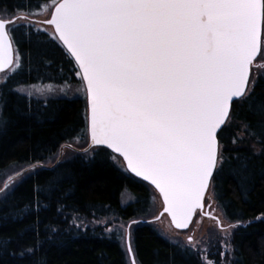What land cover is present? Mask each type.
<instances>
[{"label":"snow or ice","instance_id":"obj_1","mask_svg":"<svg viewBox=\"0 0 264 264\" xmlns=\"http://www.w3.org/2000/svg\"><path fill=\"white\" fill-rule=\"evenodd\" d=\"M50 9V18L42 22L53 29L48 39L57 41L74 60L86 98L90 147L81 150L92 159L103 153L131 174L128 179L139 178L154 186L163 201V211L152 220H121L105 231L121 241L131 264H137L133 225L154 224L166 213L175 229L185 230L199 211L216 220L220 235L210 232L206 242L188 235L186 244L169 243L177 244L182 254L197 255L200 264H230L231 241L244 222L233 223L228 217L221 202L222 184L229 176L238 179L246 195L250 162L264 157V149L251 155L240 150L244 135L264 144V103L253 95L258 81L252 78L254 62L264 60V0H51ZM17 10L19 15L0 13V74H4L0 127L8 123L3 117L8 103L5 90L18 102L23 100L29 114L32 98L43 99L47 106L48 93L53 92L48 86L9 83L25 69L15 33L22 30L27 37L35 32L39 41L44 31L31 21L18 23L29 16L19 5ZM32 59L30 52L28 71ZM40 59L49 70L53 61L47 56ZM60 72L59 79L71 83L63 77V68ZM239 112L246 113L244 132L231 136L230 146L225 136L240 118ZM248 115L260 118L254 125ZM42 166L29 162L8 177L0 187L3 198L7 200L24 174H35ZM58 183L54 174L45 186L34 187L37 212L48 207L41 204L39 194L51 197ZM206 199L217 204L224 220L205 210L211 209ZM32 207L25 205L14 218L22 219ZM63 210L60 204L57 213L62 215ZM77 219L73 217V225L79 228L83 221ZM257 219L264 220V214ZM38 225L37 220V236ZM48 230L57 232L55 225ZM217 241L218 262L210 259ZM11 242V237L0 240V255ZM38 250L33 246L22 248L18 257L15 251L10 254L22 260Z\"/></svg>","mask_w":264,"mask_h":264},{"label":"trees","instance_id":"obj_2","mask_svg":"<svg viewBox=\"0 0 264 264\" xmlns=\"http://www.w3.org/2000/svg\"><path fill=\"white\" fill-rule=\"evenodd\" d=\"M50 4L51 0H0V13L19 15V5L29 18L18 23L31 21L44 29L39 41L35 32L27 37L22 30L15 33L14 39L23 54L25 69L9 83L21 81L38 87L81 83L75 74L78 69H75L74 61L57 41L48 39L52 29L40 19L50 13ZM30 52L33 59L31 71H28ZM41 56L53 61L49 70H46ZM254 64L252 78L258 82L253 95L264 103V68L256 72ZM61 68L63 77L71 83L59 79ZM51 76L57 78H47ZM5 94L8 103L3 117L8 123L0 127V173L10 167L22 170L28 167L29 162L43 166L35 174H24L7 200L0 193V240L12 238L7 251L0 255V264H128L121 241L106 232L101 221L113 215L124 222L143 217L149 212L148 188L151 187L136 178L135 181L128 179L130 174L114 165L103 153L95 159L77 153L70 160L47 164L64 145L86 147L87 108L82 98L49 97L47 106L43 99L32 98L29 114L23 100L18 102L17 96L7 93V90ZM238 115L240 118L228 129L230 135L225 136L230 146L231 136L244 132L242 118L246 113L239 112ZM259 118L248 115L254 125ZM243 139L245 143L240 145L242 154L251 155L256 149H264V144L255 138L244 135ZM105 152L110 151L105 149ZM54 174L59 176L58 186L51 197L43 192L39 194L41 204L48 207H41L37 212L34 187L37 184L45 186ZM238 185L239 180L231 176L222 184L221 202L226 206L228 217L233 223L237 219L244 222L234 232L231 241L233 252L228 259L230 264H264V220L257 219L264 214V157H254L250 162L246 195ZM123 195L131 196V202L122 204ZM29 204L33 207L28 214L22 219L14 218ZM60 204L64 206L62 215L57 213ZM73 217H78L77 223L83 221L79 228L73 225ZM37 220L39 236L36 234ZM49 225H55L57 232H50ZM33 246H39L35 256H25L22 260L17 258L22 248ZM133 247L137 264H200L197 255L182 254L177 244L169 243L148 223L133 227ZM13 251L17 257L10 254ZM219 260L218 253L215 261Z\"/></svg>","mask_w":264,"mask_h":264},{"label":"rangeland","instance_id":"obj_3","mask_svg":"<svg viewBox=\"0 0 264 264\" xmlns=\"http://www.w3.org/2000/svg\"><path fill=\"white\" fill-rule=\"evenodd\" d=\"M49 17H50V13L44 17H41L40 19H42L44 21L46 19H49ZM254 65H255L254 71L258 72L261 68H264V60L258 59ZM3 75L4 74H0V82H2ZM81 83H78L75 85H70V86H61V87L49 86L53 89V92L48 93V97H59V98H61V97H67V98L80 97L86 102V98L84 96V93L82 90H80ZM33 87H38V86H33ZM38 88L44 89V87H38ZM60 89H62L63 91L60 92L59 91ZM63 93H67V95H64ZM36 95L41 96L42 93H37ZM87 144H88V141L84 145L87 146ZM70 146H72V145H70ZM72 148L75 150H81L82 149V147H80L78 145L72 146ZM60 151H61V149L56 153V155H54V157L47 164L50 165V164L55 163L57 161L59 162L60 160H63V161L70 160L74 156H76V154H77V152L73 151L72 149H67V148L63 149L62 152H60ZM59 153H62V155H61V157L58 158ZM16 171H20V169H17L15 167H10L9 169H6L2 173H0V187H2L3 183L7 181L8 177L14 176ZM18 181L19 180H17L16 182H18ZM148 189H149V193H150L149 212H147L143 217H138V218H134V219L152 220V218L154 216H158L160 211L162 210V203L160 201L158 194L156 193L155 190H153L151 188H148ZM131 199H132V197L128 196V195H123V197H122V201H127V203H125V204L130 203ZM209 203H211V209L210 210H213V214L217 218L224 220V218H223L222 214L220 213V211L218 210L216 204L214 202H211V201L206 199V204H209ZM120 221L121 220H118V219L112 220L111 218H108V219L101 221V225L104 228L106 226L112 227L114 225L119 224ZM127 222H129V221H125V223H127ZM150 225L155 230H157L163 238H165L168 241L171 240V241L178 242V244H186V237L188 235H193L197 240H201V241H205V242L207 241V238H208V235L210 232L215 233L217 237L220 235V232H219V229L217 228L216 223L211 221V220H208L205 217H202L201 215L195 216L192 224L190 225V228L184 232L175 230L171 226V224H170V222L166 216H162L159 221H156L154 224H150ZM135 226L136 225H133L132 227H135ZM122 248L124 249V252L127 256L128 264H130L126 249L124 247H122ZM218 249H219V242L217 241V246H216V248H214L213 254L210 256V259L215 260V258H217L218 253H219ZM211 257H213V258H211Z\"/></svg>","mask_w":264,"mask_h":264},{"label":"water","instance_id":"obj_4","mask_svg":"<svg viewBox=\"0 0 264 264\" xmlns=\"http://www.w3.org/2000/svg\"><path fill=\"white\" fill-rule=\"evenodd\" d=\"M50 18V17H49ZM45 25H47V24H45ZM47 26H49V25H47ZM51 27V26H50ZM52 28V27H51ZM53 30V29H52ZM74 61V60H73ZM75 63V62H74ZM90 147V138H89V135H88V144H87V146L85 147V148H89ZM64 148H67V149H72L73 151H75V152H77V153H80V154H83L84 152L82 151V150H75V149H73L72 148V146L70 147V145H64L63 147H61V151L60 152H62V150L64 149ZM84 148V149H85ZM110 151V150H109ZM59 157H61V155L59 156ZM122 159V158H121ZM58 162V161H57ZM131 175V174H130ZM137 180H139V181H141V182H143V183H145V184H147V185H149L153 190H155V188H154V186H152V185H150V184H148L146 181H142V180H140L139 178H136ZM156 191V193L158 194V196H159V198H160V201H161V203H162V210L160 211V213L163 211V201H162V197H160V195H159V192L157 191V190H155ZM159 213V214H160ZM159 216V215H158ZM163 216H166L167 217V219L169 220V222H170V224H171V221H170V217H168V215L165 213ZM174 229H175V227L173 226V225H171ZM175 230H177V231H186L187 229H185V230H178V229H175ZM128 257H129V262H130V264H131V261H132V257H130L129 255H128Z\"/></svg>","mask_w":264,"mask_h":264},{"label":"flooded vegetation","instance_id":"obj_5","mask_svg":"<svg viewBox=\"0 0 264 264\" xmlns=\"http://www.w3.org/2000/svg\"><path fill=\"white\" fill-rule=\"evenodd\" d=\"M205 203H206V201H205ZM207 205V204H206ZM206 211H209L210 209H208L207 207H206V209H205ZM197 215H201V213L199 212V211H197V213L195 214V216H197ZM194 216V217H195ZM202 217H205V218H207L208 220H211V221H213V222H215L216 223V220H213V219H210L209 217H207V216H203V215H201ZM141 224H145V223H141ZM217 225V224H216Z\"/></svg>","mask_w":264,"mask_h":264}]
</instances>
